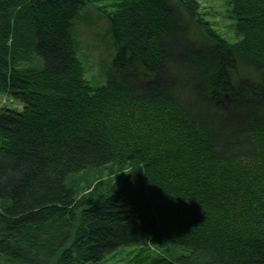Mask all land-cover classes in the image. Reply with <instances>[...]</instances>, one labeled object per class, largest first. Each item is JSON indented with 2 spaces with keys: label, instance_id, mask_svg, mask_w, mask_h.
Instances as JSON below:
<instances>
[{
  "label": "trees",
  "instance_id": "trees-1",
  "mask_svg": "<svg viewBox=\"0 0 264 264\" xmlns=\"http://www.w3.org/2000/svg\"><path fill=\"white\" fill-rule=\"evenodd\" d=\"M226 1L235 43L198 0H119L121 76L93 88L71 34L86 0H0V94L21 106L0 108V264L147 243L165 253L136 264H264V0Z\"/></svg>",
  "mask_w": 264,
  "mask_h": 264
},
{
  "label": "rangeland",
  "instance_id": "rangeland-1",
  "mask_svg": "<svg viewBox=\"0 0 264 264\" xmlns=\"http://www.w3.org/2000/svg\"><path fill=\"white\" fill-rule=\"evenodd\" d=\"M118 1L86 0L85 5L79 11V17L72 25L71 34L76 56L83 65L85 80L93 88L105 85L109 76H121V72L115 70L112 66L116 55V47L112 37L107 32V24L104 18L105 13L114 11ZM198 3L203 19L225 40L229 43L240 40V36L236 34L235 21L230 15V6L226 0H198ZM36 62L37 58L29 53L21 63L26 67H31ZM1 107L21 109L19 103L2 94H0ZM113 170L114 168L105 169L100 175L102 188L107 186L105 182L109 179V175ZM164 246L166 245L147 243L146 245L118 247L115 252L106 255L100 264H136V261L145 254L152 257L164 254Z\"/></svg>",
  "mask_w": 264,
  "mask_h": 264
}]
</instances>
